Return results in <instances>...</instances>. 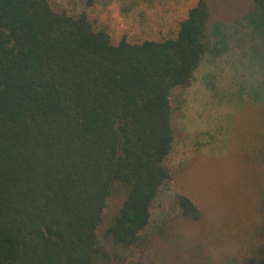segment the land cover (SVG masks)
Segmentation results:
<instances>
[{
    "label": "trees",
    "instance_id": "1",
    "mask_svg": "<svg viewBox=\"0 0 264 264\" xmlns=\"http://www.w3.org/2000/svg\"><path fill=\"white\" fill-rule=\"evenodd\" d=\"M209 15L198 0L175 37L115 44L85 13L0 0V264H120L140 247L172 181V93L192 86L220 44ZM117 195L106 230L113 260L98 229ZM176 198L199 218L189 198ZM245 264H264V248Z\"/></svg>",
    "mask_w": 264,
    "mask_h": 264
},
{
    "label": "rangeland",
    "instance_id": "2",
    "mask_svg": "<svg viewBox=\"0 0 264 264\" xmlns=\"http://www.w3.org/2000/svg\"><path fill=\"white\" fill-rule=\"evenodd\" d=\"M49 2L58 12L87 14L93 28L117 44L124 37L131 43L175 37L198 0ZM207 2L208 34L220 44L198 69L205 114L187 120L180 111L185 90L173 91L172 181L153 204L140 247L127 250L120 264H245L264 248V12L253 0ZM197 135L206 141L205 152L193 143ZM177 195L192 201L197 220L182 214ZM122 200L111 198L98 229L113 260L106 230Z\"/></svg>",
    "mask_w": 264,
    "mask_h": 264
},
{
    "label": "crops",
    "instance_id": "3",
    "mask_svg": "<svg viewBox=\"0 0 264 264\" xmlns=\"http://www.w3.org/2000/svg\"><path fill=\"white\" fill-rule=\"evenodd\" d=\"M206 59L204 63H206ZM199 70L195 74V78L192 86L188 89H182V92L185 90V94L181 97L180 111L182 112V114L183 112H185L188 115L186 117L187 120H190L191 118L196 120L200 116L205 114V112L200 108L201 101L205 100L204 99L205 93L201 92L202 90H200L198 85L199 81L201 80V75H199ZM179 130H182L180 126H179ZM182 132L190 135L193 131H191V128L188 127L186 128L185 131L182 130ZM202 142L203 141L199 135H197V137L193 136V143L195 147L199 146L202 149V151L205 152L204 146L206 145V141H204V143Z\"/></svg>",
    "mask_w": 264,
    "mask_h": 264
}]
</instances>
